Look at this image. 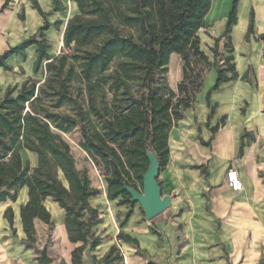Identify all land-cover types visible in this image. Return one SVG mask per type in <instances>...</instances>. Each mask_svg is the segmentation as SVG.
Wrapping results in <instances>:
<instances>
[{
  "label": "trees",
  "instance_id": "trees-1",
  "mask_svg": "<svg viewBox=\"0 0 264 264\" xmlns=\"http://www.w3.org/2000/svg\"><path fill=\"white\" fill-rule=\"evenodd\" d=\"M11 1H5L0 14ZM71 1L77 4L79 13L65 28L59 56L51 59L48 55V23L38 36L0 56V70L10 72L13 69L8 59L21 56L26 60V50L36 46L34 73L42 74V79L29 78L21 86L8 88L0 100V204L16 203L19 192L28 189V201L21 205L19 214L28 248H34L37 241L36 221L52 225L46 202L58 204L65 212L68 240L81 244L72 251L71 263L83 264L89 244L92 253L103 244V239L91 232L102 221L99 210L90 203L102 191L92 187L87 172L78 170L64 135L80 128V145L102 171L108 200L133 209L135 204L126 188L143 190L144 175L150 167L148 152L156 156L160 173L166 168L170 132L184 119L203 87L205 72L197 74L196 67L201 63L207 68L212 66L201 49L198 33L206 26L213 0ZM238 4L239 0H234L226 30L211 49L214 66L221 57L223 39L224 47L233 51L230 41L238 23ZM33 6L46 17L36 1ZM60 9L56 3V11ZM20 19L25 20L23 14ZM254 35L252 12L246 40ZM258 40L264 42V35ZM173 55L181 56L183 62V80L177 92L158 75ZM217 75L207 95L209 118L216 109L210 103L212 91L239 78L233 57L217 67ZM62 108H69L73 114L57 111ZM212 131L216 133L218 127ZM22 150L37 154L36 168L23 159ZM243 150L244 144L240 156ZM4 219L15 231L12 207L7 208ZM118 240L138 245L124 233L118 235ZM38 254V264H52L47 248ZM92 260L94 264H123L124 256L112 246L101 260L96 256Z\"/></svg>",
  "mask_w": 264,
  "mask_h": 264
},
{
  "label": "crops",
  "instance_id": "crops-1",
  "mask_svg": "<svg viewBox=\"0 0 264 264\" xmlns=\"http://www.w3.org/2000/svg\"><path fill=\"white\" fill-rule=\"evenodd\" d=\"M5 1L0 0V10ZM34 1L46 17L34 9ZM228 2L213 0L206 26L198 33L201 49L212 61L211 49L215 40L223 36L231 12ZM56 3L61 5L59 11ZM22 7L25 21L19 18ZM252 12L255 35L247 41ZM78 13L77 4L71 0H13L0 14V56L38 36L48 23L45 34L51 46L48 55L56 58L64 45L65 28ZM260 35H264V0H239L238 23L233 27L230 41L232 53L228 49L225 52L226 40L220 45L221 53L234 58L239 78L212 91L210 103L216 109L209 118L207 95L218 78L217 68L210 70L192 108L171 130L170 161L157 179L162 198L168 197L170 206L150 220L140 204L125 214L121 212L125 218L120 216L118 233L130 236L138 245L121 242L128 249L145 254V264H261L264 261V42L258 40ZM26 54V60L21 56L8 59L12 71L0 70V100L8 88L36 78L37 47L28 48ZM178 57L173 55L170 63ZM216 127L218 131L213 133ZM242 144L244 150L240 156ZM21 154L32 168L38 166L37 154L27 150ZM231 168L240 174L244 184L241 192H234L227 185L226 173ZM21 191V200L26 204L28 189ZM99 197L90 200L92 207ZM56 207L62 212L65 227V212L58 204ZM19 214L20 208L21 227ZM73 245L77 248L81 244ZM83 264H86L84 260Z\"/></svg>",
  "mask_w": 264,
  "mask_h": 264
},
{
  "label": "rangeland",
  "instance_id": "rangeland-1",
  "mask_svg": "<svg viewBox=\"0 0 264 264\" xmlns=\"http://www.w3.org/2000/svg\"><path fill=\"white\" fill-rule=\"evenodd\" d=\"M11 2H13V0ZM233 2L234 0H229L228 2V4L231 5V10ZM22 14L25 17L24 7L20 10L19 18ZM225 52L228 53V50L226 49ZM226 58H228V56L221 53V57L218 58L216 66L213 65L215 58L213 61L209 59L212 66L207 68L205 64L201 63L196 67V73L198 74L204 71L205 78L210 70L222 66ZM182 67L183 62L180 56L177 60L174 59L169 63L168 67L165 70L160 71L158 74L160 80L164 81L167 86L175 92H177V87L183 80ZM35 79H42V74H38ZM57 111L62 114H73V111L69 108H62ZM64 138L71 146V152L78 170L81 172H87L92 187L102 191V195L99 199L92 203L93 206L99 210L102 223L94 225L91 228V232L94 233L95 237L102 238L104 245L101 248H98L96 252L92 253L89 244L88 249L84 253L83 260L86 264H93V255H95L98 260H101L109 252V246L114 244L124 256L123 264H145L143 262L145 254L140 250L134 252L131 249H128L118 240V231L121 228L120 216H123L121 212L125 214L130 208L127 206H119L118 201L108 200L107 185L102 171L96 166L93 159L80 145L82 139L80 128L75 129L72 134L64 135ZM138 186L142 190V186L140 184H138ZM22 195L23 192L20 191L16 203L8 201L0 206V264H38V251L43 250L44 248H47L48 255L53 259L52 264H72L71 252L75 246L68 240L65 227L62 226V212L57 209V205L51 200L46 202V207L51 213L52 225L36 221L35 228L37 241L35 247H26L24 243L26 236L22 231V227H20L18 223V210L21 205L25 204V202L21 200ZM9 207H12L15 213V231L12 230L8 221L4 219V213ZM124 218L125 217L123 216V219ZM85 221H88V216L85 217Z\"/></svg>",
  "mask_w": 264,
  "mask_h": 264
},
{
  "label": "water",
  "instance_id": "water-1",
  "mask_svg": "<svg viewBox=\"0 0 264 264\" xmlns=\"http://www.w3.org/2000/svg\"><path fill=\"white\" fill-rule=\"evenodd\" d=\"M150 167L144 175L143 190L138 192L131 188H126L127 192L132 196L133 204H140L146 214L148 220L156 217L170 206L168 197L162 198V190L157 182L160 175L159 163L156 156L152 152H148Z\"/></svg>",
  "mask_w": 264,
  "mask_h": 264
},
{
  "label": "built area",
  "instance_id": "built-area-1",
  "mask_svg": "<svg viewBox=\"0 0 264 264\" xmlns=\"http://www.w3.org/2000/svg\"><path fill=\"white\" fill-rule=\"evenodd\" d=\"M226 182L228 187L234 192H241L244 189L240 174L235 168H231L227 171Z\"/></svg>",
  "mask_w": 264,
  "mask_h": 264
}]
</instances>
